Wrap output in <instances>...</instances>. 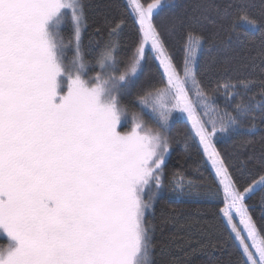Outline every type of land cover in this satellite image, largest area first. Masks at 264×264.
Listing matches in <instances>:
<instances>
[{
    "label": "snow or ice",
    "instance_id": "snow-or-ice-1",
    "mask_svg": "<svg viewBox=\"0 0 264 264\" xmlns=\"http://www.w3.org/2000/svg\"><path fill=\"white\" fill-rule=\"evenodd\" d=\"M160 6L161 0H126L138 40L121 70L117 38L123 18L110 23L108 38L96 52L91 42L83 43L82 0H0V236L6 241L0 264H152L146 213L165 188L170 150L165 131L173 112L186 114L188 132L213 170L215 191L205 194L222 198L219 213L230 227L229 238L234 234L239 242L240 264H264V233L247 203L264 190V153L242 184L217 148L243 128L254 108L264 119V82L259 100L241 98L228 111L229 102L241 96L234 90L247 91L252 82H217L207 90L197 78L198 54L205 44L224 41L187 30L178 65L154 23ZM233 7L224 6L222 20ZM248 7L241 4L227 25H220L229 41H239L248 30L264 34V18L252 17ZM212 8L221 14L219 5ZM67 19L73 31L65 39L60 25ZM146 49L162 68L164 83L138 94L136 102L158 113L160 128L146 127L133 112L130 130L121 131L129 116L121 97L130 94ZM90 65L99 68L95 75L88 74ZM221 89L223 111L216 107ZM170 183L178 196L192 194L183 178Z\"/></svg>",
    "mask_w": 264,
    "mask_h": 264
},
{
    "label": "trees",
    "instance_id": "trees-1",
    "mask_svg": "<svg viewBox=\"0 0 264 264\" xmlns=\"http://www.w3.org/2000/svg\"><path fill=\"white\" fill-rule=\"evenodd\" d=\"M82 3L85 6L83 43L87 47L91 42L96 52L108 38L110 23L120 18L125 20L117 38L118 59L122 61L120 67L123 70V61L134 51L138 40L137 27L127 15L126 0H82ZM228 4L234 7L222 20V10ZM241 4L249 6L248 12L252 17L257 20L264 18V0H161L154 18V23L164 32L168 50L178 65L183 61L187 30L194 29L209 40L224 41L223 44H205L203 52L198 54L197 78L210 92L216 88L217 82H252L247 91L239 87L234 90L241 96L229 102L228 111H232L241 98L247 101L249 96L256 95L259 100L261 82H264V56L259 55L264 50L262 30L241 32L239 41H229L220 27L221 24L227 25ZM213 5L220 6V15L213 10ZM60 31L65 39L71 37L73 29L69 19L62 22ZM66 52L68 57L73 55L71 47ZM146 53L147 59L130 81V94L123 95L121 102L127 105L130 119L131 113H137L146 127L156 129L161 124L158 113L142 108L136 102L138 94L161 87L163 83L161 72L152 62V53L149 49ZM85 58L92 60L93 56L85 51ZM98 71L94 65L88 68L89 75ZM216 107L221 111L225 108L223 89L217 94ZM242 123L243 128L217 143V148L226 156L235 178L243 184L248 179L249 168L264 153V119L260 116V109L254 108ZM188 128L187 123L175 115L165 131L170 145L164 167L165 188L158 193L153 210L146 213V219L152 225V264H240L239 246L233 236L229 238L231 232L219 213L223 207L222 198L205 194L209 190L215 191L213 173L204 163L202 151ZM173 178H183L186 186L191 185L186 191L192 194L178 196L173 192L174 184L170 183ZM247 203L257 229L264 233V190H257ZM212 244L217 247H212ZM0 246H6L2 238Z\"/></svg>",
    "mask_w": 264,
    "mask_h": 264
},
{
    "label": "rangeland",
    "instance_id": "rangeland-1",
    "mask_svg": "<svg viewBox=\"0 0 264 264\" xmlns=\"http://www.w3.org/2000/svg\"><path fill=\"white\" fill-rule=\"evenodd\" d=\"M69 20H70V19H69ZM61 25H62V23H61ZM61 25H60V27H61ZM150 52H151V51H150ZM152 55L154 56V53H152ZM152 62L158 67L159 71L161 72L162 80H163V83H164V78H163V75H162V72H163L162 68H160V67L158 66V62L155 61L154 59H153ZM92 75H94V74H92ZM163 83H162V86H163ZM146 109H147V110H151L150 108H146ZM175 115H178V116L180 117V119H183V120L187 123V121H186V114H181V113H179V112H173V113H172V118H173V116H175ZM172 118H171V120H172ZM171 120L169 121V123L171 122ZM129 122L131 123V119H130V117H128L126 120H122V122H121V123H122L121 131H128V130H130V128H131L132 125H130ZM187 125H188V123H187ZM188 127H189V125H188ZM192 138H193V137H192ZM193 140L198 144V140H195V139H193ZM201 151H202V150H201ZM208 166H209L211 172L213 173V170L211 169L210 165H208ZM213 175H214V173H213ZM234 222L237 224V227L240 228V229L242 230V234H244V235L246 236L247 234H246V232L243 231V225L239 223V218H238V217H235V216H234ZM225 223H226V221H225ZM227 226H228V225H227ZM228 228H229V230H230V227H229V226H228ZM230 232H231V230H230ZM232 236L234 237V234H232ZM0 238H2V239L5 240V238H4L3 236H0ZM258 239H259V237H258ZM236 242H237V244H238V246H239V242H238V241H236ZM248 243L251 244V241L249 240Z\"/></svg>",
    "mask_w": 264,
    "mask_h": 264
}]
</instances>
